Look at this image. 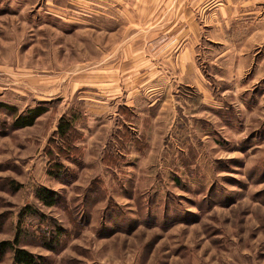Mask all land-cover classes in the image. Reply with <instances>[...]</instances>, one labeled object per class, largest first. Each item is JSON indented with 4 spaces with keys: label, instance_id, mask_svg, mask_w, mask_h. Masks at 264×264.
Here are the masks:
<instances>
[{
    "label": "rangeland",
    "instance_id": "374dc122",
    "mask_svg": "<svg viewBox=\"0 0 264 264\" xmlns=\"http://www.w3.org/2000/svg\"><path fill=\"white\" fill-rule=\"evenodd\" d=\"M11 246L264 264V0H0V264Z\"/></svg>",
    "mask_w": 264,
    "mask_h": 264
},
{
    "label": "trees",
    "instance_id": "16d2710c",
    "mask_svg": "<svg viewBox=\"0 0 264 264\" xmlns=\"http://www.w3.org/2000/svg\"><path fill=\"white\" fill-rule=\"evenodd\" d=\"M48 109L45 107H37L35 109L30 110L25 116H19L15 119L13 123V127L16 129H22L26 127L33 126L37 119L45 114ZM73 128V123L70 120H65V118H62L57 133L60 135L61 138H64L67 140L69 137V133L71 132ZM57 193L50 192L46 189H42L39 191V198L46 204L48 207H53L57 204H59V200L57 197ZM18 241L16 240V244ZM10 243H3L2 244V250L6 251L8 249ZM11 250L14 252V262L15 264H41L38 258L29 253L26 250L23 249H16L14 246L10 247Z\"/></svg>",
    "mask_w": 264,
    "mask_h": 264
},
{
    "label": "crops",
    "instance_id": "0c3cea01",
    "mask_svg": "<svg viewBox=\"0 0 264 264\" xmlns=\"http://www.w3.org/2000/svg\"><path fill=\"white\" fill-rule=\"evenodd\" d=\"M193 2V1H192ZM204 3L205 2V0H197V4H200V3ZM188 18V16H185L184 17V19L186 20ZM192 21H193V19H191V22L190 23H185L183 26H185V29L187 30L188 28H190L191 27V23H192ZM183 22H185V21H183ZM186 30H184V31H186ZM188 32V31H187ZM170 51V50H169ZM169 51L168 52H163V51H160V56L159 57H161L162 55L164 56V55H166L167 53H169ZM132 58H131V62H132V64H133V70H138V74L137 75H135V76H140V73H141V68H143L142 66H141V64L142 63H144L147 59H146V51L144 52L143 50H139V49H137L136 51H134L133 53H132ZM161 59V58H160ZM167 59H168V57H167ZM166 59V60H167ZM176 61H178V59H176ZM169 62H173V60H172V58L170 59V61ZM173 63H175V62H173ZM176 66H177V63H176ZM132 76H133V74H132ZM138 78H140V77H138ZM138 83H140V82H138Z\"/></svg>",
    "mask_w": 264,
    "mask_h": 264
}]
</instances>
